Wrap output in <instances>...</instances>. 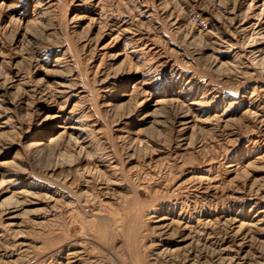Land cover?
Segmentation results:
<instances>
[{
  "label": "rangeland",
  "instance_id": "1",
  "mask_svg": "<svg viewBox=\"0 0 264 264\" xmlns=\"http://www.w3.org/2000/svg\"><path fill=\"white\" fill-rule=\"evenodd\" d=\"M0 264H264V0H0Z\"/></svg>",
  "mask_w": 264,
  "mask_h": 264
}]
</instances>
